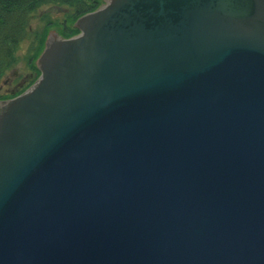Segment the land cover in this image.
<instances>
[{
	"label": "water",
	"instance_id": "95a60500",
	"mask_svg": "<svg viewBox=\"0 0 264 264\" xmlns=\"http://www.w3.org/2000/svg\"><path fill=\"white\" fill-rule=\"evenodd\" d=\"M0 101V264H264V0H104Z\"/></svg>",
	"mask_w": 264,
	"mask_h": 264
},
{
	"label": "rangeland",
	"instance_id": "374dc122",
	"mask_svg": "<svg viewBox=\"0 0 264 264\" xmlns=\"http://www.w3.org/2000/svg\"><path fill=\"white\" fill-rule=\"evenodd\" d=\"M99 2V7L104 5V0ZM72 14L73 10L69 8L43 6L31 15L15 49V62L7 68L0 79V98L8 97L11 93L18 94L26 82L35 77L32 68L43 50L42 48L38 53L40 42L43 40L44 46L45 39L51 31L62 34L67 30L71 32L75 23L72 21Z\"/></svg>",
	"mask_w": 264,
	"mask_h": 264
},
{
	"label": "trees",
	"instance_id": "16d2710c",
	"mask_svg": "<svg viewBox=\"0 0 264 264\" xmlns=\"http://www.w3.org/2000/svg\"><path fill=\"white\" fill-rule=\"evenodd\" d=\"M99 4V0H0V79L7 68L15 62V49L27 21L41 7L59 6L69 8L73 10L72 21H76L79 17L95 11ZM77 33L73 29L71 32L67 30L65 34H59L63 38H69ZM42 46L43 40L40 42L38 53L42 50ZM32 69L35 72V77L26 82L22 91L30 87L39 76L35 66Z\"/></svg>",
	"mask_w": 264,
	"mask_h": 264
},
{
	"label": "flooded vegetation",
	"instance_id": "af4514ba",
	"mask_svg": "<svg viewBox=\"0 0 264 264\" xmlns=\"http://www.w3.org/2000/svg\"><path fill=\"white\" fill-rule=\"evenodd\" d=\"M11 95H13V94L11 93L10 96H11ZM2 98H4V97H2Z\"/></svg>",
	"mask_w": 264,
	"mask_h": 264
}]
</instances>
